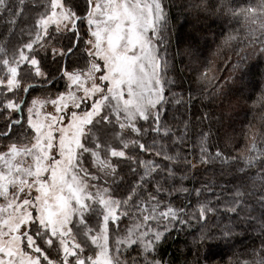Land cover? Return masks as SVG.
<instances>
[{
  "label": "snow or ice",
  "instance_id": "snow-or-ice-1",
  "mask_svg": "<svg viewBox=\"0 0 264 264\" xmlns=\"http://www.w3.org/2000/svg\"><path fill=\"white\" fill-rule=\"evenodd\" d=\"M0 264H264V0H0Z\"/></svg>",
  "mask_w": 264,
  "mask_h": 264
},
{
  "label": "trees",
  "instance_id": "trees-1",
  "mask_svg": "<svg viewBox=\"0 0 264 264\" xmlns=\"http://www.w3.org/2000/svg\"><path fill=\"white\" fill-rule=\"evenodd\" d=\"M183 199V197H181ZM185 241H191L190 236H185L183 232L179 234L176 231H173L171 237L161 246V251L166 258L170 257L172 254L179 255L176 250L179 248L181 251L185 249Z\"/></svg>",
  "mask_w": 264,
  "mask_h": 264
},
{
  "label": "rangeland",
  "instance_id": "rangeland-1",
  "mask_svg": "<svg viewBox=\"0 0 264 264\" xmlns=\"http://www.w3.org/2000/svg\"><path fill=\"white\" fill-rule=\"evenodd\" d=\"M35 94V93H34Z\"/></svg>",
  "mask_w": 264,
  "mask_h": 264
}]
</instances>
